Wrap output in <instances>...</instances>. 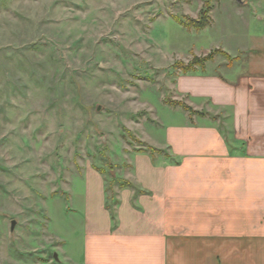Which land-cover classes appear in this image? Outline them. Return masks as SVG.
<instances>
[{
  "label": "rangeland",
  "instance_id": "rangeland-1",
  "mask_svg": "<svg viewBox=\"0 0 264 264\" xmlns=\"http://www.w3.org/2000/svg\"><path fill=\"white\" fill-rule=\"evenodd\" d=\"M248 1L0 0V264H73L79 174L101 171L113 205L123 151L145 148L141 124L178 122L163 106L179 102L174 64L212 53L216 72L225 18Z\"/></svg>",
  "mask_w": 264,
  "mask_h": 264
},
{
  "label": "crops",
  "instance_id": "crops-1",
  "mask_svg": "<svg viewBox=\"0 0 264 264\" xmlns=\"http://www.w3.org/2000/svg\"><path fill=\"white\" fill-rule=\"evenodd\" d=\"M248 3L250 12L225 18V63L179 73L171 85L173 100L202 115L163 105L177 123L153 115L141 124L140 140L168 157L123 151L113 176L133 188L114 189L113 219L105 177L81 171V203L70 206L81 220L67 229L63 261L264 264V0ZM15 252L10 261L24 254Z\"/></svg>",
  "mask_w": 264,
  "mask_h": 264
},
{
  "label": "trees",
  "instance_id": "trees-1",
  "mask_svg": "<svg viewBox=\"0 0 264 264\" xmlns=\"http://www.w3.org/2000/svg\"><path fill=\"white\" fill-rule=\"evenodd\" d=\"M216 51H218V52H220L221 54H223V56L225 57V58H229V56L225 53V52H223V51H221V50H219V49H217ZM215 52V51H214ZM212 54V53H211ZM211 54H209L208 56H204L203 58H201V59H199L198 60V58H193V60H192V62H190V64H187V65H183L182 63H180V62H176L174 65H177L178 67L179 66H181V72L183 73V74H187V73H191V72H194L195 71V69L197 68V67H199V68H203L204 66H205V63L206 62H208L209 60H210V55ZM195 62H197V63H195ZM199 63V64H198ZM183 65V66H182ZM197 66V67H196ZM169 105H172V106H179V107H181L184 111H187L190 115H199V116H201L202 114H199V113H197V112H195V111H193L191 108H189L188 106H186V105H184V104H181L180 102H169ZM144 146H145V148H140V149H137V151L138 152H144V153H149L150 155H154V154H164V156L165 157H168L167 156V154H165L164 152H162V151H160V150H157V149H155V148H152L151 146H148L147 144H144ZM96 171H98L99 173H101V174H103L101 171H99L98 169H95ZM112 179L113 180H116L115 178H113L112 177ZM118 183H119V185H120V187L119 188H133V186L129 183V182H127V181H123V180H116ZM106 191H107V189H106ZM108 192V191H107ZM111 196H112V198H114V196H115V194H114V192L113 193H111ZM115 204V201L113 202V205ZM112 205V206H113ZM112 206L111 207H109V205H107V208L110 210V213H111V219H113L114 218V215H113V209H112Z\"/></svg>",
  "mask_w": 264,
  "mask_h": 264
},
{
  "label": "water",
  "instance_id": "water-1",
  "mask_svg": "<svg viewBox=\"0 0 264 264\" xmlns=\"http://www.w3.org/2000/svg\"><path fill=\"white\" fill-rule=\"evenodd\" d=\"M239 5H242L245 3V1H242V0H235ZM97 110H100V107L97 108ZM15 225H16V221L12 220L10 222V231L13 232L14 228H15ZM54 258L55 260L57 259L56 256L54 255Z\"/></svg>",
  "mask_w": 264,
  "mask_h": 264
}]
</instances>
